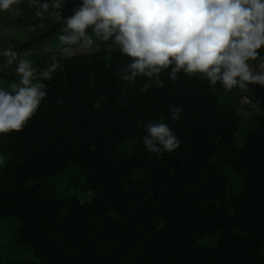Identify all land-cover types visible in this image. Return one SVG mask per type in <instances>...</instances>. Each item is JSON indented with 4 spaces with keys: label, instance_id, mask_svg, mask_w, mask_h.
I'll return each instance as SVG.
<instances>
[{
    "label": "trees",
    "instance_id": "obj_1",
    "mask_svg": "<svg viewBox=\"0 0 264 264\" xmlns=\"http://www.w3.org/2000/svg\"><path fill=\"white\" fill-rule=\"evenodd\" d=\"M48 2L38 17L21 0L13 22L34 33L9 39L37 72L58 66L23 129L0 136V229L31 255L0 264H264V86L225 91L165 71L162 87L141 91L142 77L120 80L128 58L110 42L38 51L63 26ZM76 6L66 0L61 17ZM6 69L9 90L19 77ZM161 117L180 144L157 157L141 125Z\"/></svg>",
    "mask_w": 264,
    "mask_h": 264
},
{
    "label": "clouds",
    "instance_id": "obj_2",
    "mask_svg": "<svg viewBox=\"0 0 264 264\" xmlns=\"http://www.w3.org/2000/svg\"><path fill=\"white\" fill-rule=\"evenodd\" d=\"M36 16L49 9L48 0H26ZM21 0H0V12L12 11ZM65 0H51L49 13L63 21L59 42L63 51L73 46L91 47L94 38L110 42L128 58L118 69L128 85L143 78L141 91L163 86L161 73L170 81L178 73L207 80L230 91L264 86V0H79L70 15L61 17ZM5 63L15 62L18 82L0 87V136L19 132L37 112L46 96L44 81L51 79L57 63L37 72L31 61L18 58L11 47L0 49ZM259 61L255 69L250 61ZM170 118L179 119L180 104L169 106ZM141 140L146 152L157 157L172 153L180 141L161 117L142 122ZM4 157L0 155V164Z\"/></svg>",
    "mask_w": 264,
    "mask_h": 264
},
{
    "label": "rangeland",
    "instance_id": "obj_3",
    "mask_svg": "<svg viewBox=\"0 0 264 264\" xmlns=\"http://www.w3.org/2000/svg\"><path fill=\"white\" fill-rule=\"evenodd\" d=\"M66 1V0H65ZM68 2L72 4H79V0H67ZM17 16L15 15V12L12 11H3L0 12V49L8 48L11 44H13V41L9 43L10 38H14V40L20 39L24 41L25 39H28L33 33L34 28L31 25H27V23L23 20H21L18 23L13 22V19L18 22ZM94 44L91 47H81V46H73L70 52L63 51L64 46L60 44L58 37L53 36L51 39L47 41V43L40 47L38 51L43 52H51V47L57 48V54L60 52L61 55L63 54H70L75 51H87L90 48H94V46H99L100 41L98 39H94ZM50 47V48H49ZM42 56V55H41ZM21 57V55H19ZM259 61H251L249 62L253 68L255 69L256 64ZM7 66H1L0 65V72L7 73ZM13 66L15 67V62H13ZM245 104H248L246 101H243ZM248 106V105H247ZM250 107V106H248ZM7 243V232L6 230L0 229V259H6L13 256H19L21 257H31L30 254L24 253L23 255L17 251L14 250V248L9 247ZM22 255V256H21Z\"/></svg>",
    "mask_w": 264,
    "mask_h": 264
}]
</instances>
